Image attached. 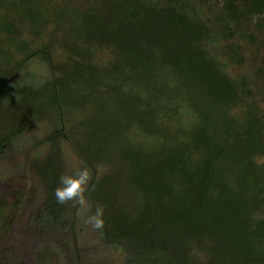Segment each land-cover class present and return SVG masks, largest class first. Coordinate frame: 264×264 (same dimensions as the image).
<instances>
[{
    "label": "trees",
    "instance_id": "16d2710c",
    "mask_svg": "<svg viewBox=\"0 0 264 264\" xmlns=\"http://www.w3.org/2000/svg\"><path fill=\"white\" fill-rule=\"evenodd\" d=\"M8 7L0 31L14 51L4 53L2 63L25 78L26 63L38 57L40 79L49 74L46 90L59 125L33 146L41 149L35 153L39 159L26 157L19 168L41 188L22 231L17 220L28 207L1 199L0 193V264H20L17 252L39 245L47 251L43 257L56 264L83 261L75 252L78 206L59 204L54 196L60 176L70 174L62 151V141L70 137L61 107L67 82L96 84L107 73L78 62L67 68L54 48L64 25L73 43L59 45L80 60L89 61L92 53L76 45L79 39L87 48L115 47L127 64L139 62L144 74L152 75L158 58L147 50L163 47L167 63L203 88L214 108L202 110L199 125L181 146L153 157L120 152L130 161V185L143 204L135 218H103L98 246L118 248L122 264H264V0H10ZM216 50L229 65L217 60ZM245 64L260 81L233 73ZM36 116L30 110L18 128L0 134V161L23 147ZM44 143L48 150L40 148ZM94 159L89 157V167Z\"/></svg>",
    "mask_w": 264,
    "mask_h": 264
},
{
    "label": "rangeland",
    "instance_id": "374dc122",
    "mask_svg": "<svg viewBox=\"0 0 264 264\" xmlns=\"http://www.w3.org/2000/svg\"><path fill=\"white\" fill-rule=\"evenodd\" d=\"M9 1L0 0V18L6 16ZM68 28L69 26L64 25L54 41V48L65 60L67 68L73 69L72 63L78 62L81 68L91 66L90 64L98 65L107 73V77L96 84L91 81L67 82L68 95L61 107L64 114L63 125L70 137L69 141H62L67 171L72 174L79 168L87 167L92 173L90 186H94V191L86 193L92 205L91 211H77V239L80 245L75 252L80 251L79 256L83 258L80 264H122L118 248L98 246L101 229H93L84 224V219L95 212L96 205H103V218L118 214L131 219L137 216L143 198L130 185V161L121 158L120 152H139L143 156L153 157L159 156L168 148L181 146L187 140V135L199 125L202 110L213 112L214 108L203 88L196 83L187 82L167 63L168 60L163 58L166 52L163 47L148 48L147 52L158 58L154 73L149 75L144 74L141 69L143 65L139 62L127 64L118 49L112 46L102 47L97 44L87 48L79 39L76 45L90 51L92 55L89 61L72 56L59 45L61 42L66 45L73 43L69 38ZM30 39L31 37L27 38ZM12 47L8 37L0 31L2 70H10L12 67V64L2 63L4 53L14 51ZM216 52L217 60L229 65L223 52ZM19 58L17 55L16 59ZM38 61V57L28 61L25 74L39 71ZM228 69H232L231 66ZM254 70L255 68L251 73L245 64L234 67L233 73L238 75L241 72L238 76L242 75L245 81H260L254 76ZM46 73L36 81L24 80L19 69L12 68L9 72L0 74V134L18 128L28 111L37 113L34 121H31L33 124L30 131L22 139L23 147L17 144L19 146L15 156L11 160L0 161V166L3 167H0L1 199L26 204L28 207L23 210V206L19 212L16 226L21 231L26 225L29 210L41 198V188L34 177L25 171H19V168L26 157H32L38 152L39 148L32 150L33 146L59 125L58 112L49 103L46 87L51 81H48L49 74ZM41 147L42 150H48L50 145L44 143ZM91 155L95 159L93 166L89 167L87 161ZM34 159H39V155L33 156L32 160ZM58 236H50V239L56 241ZM30 240L34 241L35 238L31 237ZM68 247L71 250L69 243ZM52 251L62 260L60 252L54 249ZM46 253L44 245L35 249L28 246L17 252V259L20 264H56L53 259L43 257Z\"/></svg>",
    "mask_w": 264,
    "mask_h": 264
},
{
    "label": "clouds",
    "instance_id": "9594fccd",
    "mask_svg": "<svg viewBox=\"0 0 264 264\" xmlns=\"http://www.w3.org/2000/svg\"><path fill=\"white\" fill-rule=\"evenodd\" d=\"M91 181L92 173L87 167L79 168L72 174L61 175L60 186L54 190L57 203L68 204L71 202L81 211H91L92 205L86 196ZM103 212V205H96L95 212L84 219V224L90 225L93 229H102L104 226Z\"/></svg>",
    "mask_w": 264,
    "mask_h": 264
},
{
    "label": "flooded vegetation",
    "instance_id": "af4514ba",
    "mask_svg": "<svg viewBox=\"0 0 264 264\" xmlns=\"http://www.w3.org/2000/svg\"><path fill=\"white\" fill-rule=\"evenodd\" d=\"M33 74L35 75V78L32 76ZM24 76H25V78H23L24 80L36 81L40 78V73L37 71H33L31 73L26 72V74Z\"/></svg>",
    "mask_w": 264,
    "mask_h": 264
}]
</instances>
